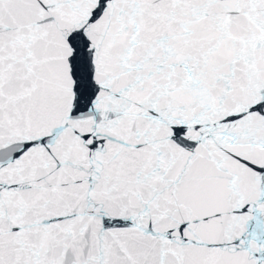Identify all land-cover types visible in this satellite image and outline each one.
Returning a JSON list of instances; mask_svg holds the SVG:
<instances>
[{
	"label": "snow or ice",
	"instance_id": "6c2138e0",
	"mask_svg": "<svg viewBox=\"0 0 264 264\" xmlns=\"http://www.w3.org/2000/svg\"><path fill=\"white\" fill-rule=\"evenodd\" d=\"M0 264H264V0H0Z\"/></svg>",
	"mask_w": 264,
	"mask_h": 264
}]
</instances>
